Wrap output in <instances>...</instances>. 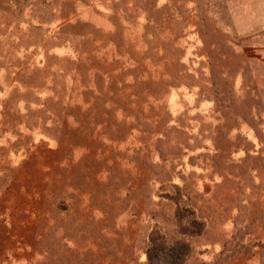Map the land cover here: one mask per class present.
I'll return each mask as SVG.
<instances>
[{
    "label": "rangeland",
    "instance_id": "rangeland-1",
    "mask_svg": "<svg viewBox=\"0 0 264 264\" xmlns=\"http://www.w3.org/2000/svg\"><path fill=\"white\" fill-rule=\"evenodd\" d=\"M263 3L0 0V264H264Z\"/></svg>",
    "mask_w": 264,
    "mask_h": 264
},
{
    "label": "crops",
    "instance_id": "crops-1",
    "mask_svg": "<svg viewBox=\"0 0 264 264\" xmlns=\"http://www.w3.org/2000/svg\"><path fill=\"white\" fill-rule=\"evenodd\" d=\"M252 26L250 30L248 26L245 31L246 52L250 51L251 58L259 61L264 69V3L261 6L260 18Z\"/></svg>",
    "mask_w": 264,
    "mask_h": 264
}]
</instances>
